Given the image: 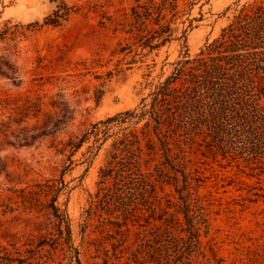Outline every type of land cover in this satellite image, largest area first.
I'll use <instances>...</instances> for the list:
<instances>
[{
	"label": "rangeland",
	"instance_id": "1",
	"mask_svg": "<svg viewBox=\"0 0 264 264\" xmlns=\"http://www.w3.org/2000/svg\"><path fill=\"white\" fill-rule=\"evenodd\" d=\"M252 1L0 0V264H264V145L226 152L200 134L171 133L168 155L160 150L143 167L159 178L157 196L136 190L127 210L97 196L118 127L67 145L149 102L176 60L198 53ZM46 179L65 184L56 205L70 236L49 209L20 197ZM185 197L195 251L161 232L188 236ZM157 253L166 254L160 262Z\"/></svg>",
	"mask_w": 264,
	"mask_h": 264
},
{
	"label": "trees",
	"instance_id": "2",
	"mask_svg": "<svg viewBox=\"0 0 264 264\" xmlns=\"http://www.w3.org/2000/svg\"><path fill=\"white\" fill-rule=\"evenodd\" d=\"M141 120L143 125L137 127ZM59 121L55 120L47 132H52ZM114 126L118 127L112 133L116 137L99 169L97 196L107 198L106 205H118L122 210L129 205L124 198L132 201L136 190L143 194L150 188L148 196H157L154 189L159 178L143 167L155 160L160 150L168 155L171 133L200 134L209 146L226 152L260 149L264 145V0L243 4L219 35L194 56L185 52L175 61L172 73L155 86L149 102L107 117L77 142L69 139L67 145L77 148L89 134L106 135ZM44 131L30 137L34 139ZM3 167L0 158V169ZM157 171V177L167 175L163 168ZM34 185L35 189L18 190L20 197L26 199L30 209H49L44 214L50 216L61 234L65 230L70 236L69 218L56 205L57 196L65 187L63 180L46 179ZM43 198L49 201L43 202ZM148 202L153 204L154 200ZM183 206L187 227L180 230L188 236L171 234L167 227L161 232L172 239V247L189 242L195 251L199 247L198 232L187 197ZM191 251L187 252L188 258ZM165 255L157 253V262Z\"/></svg>",
	"mask_w": 264,
	"mask_h": 264
}]
</instances>
